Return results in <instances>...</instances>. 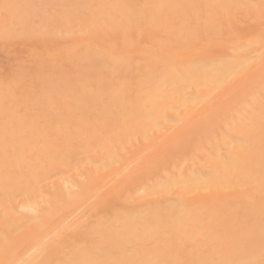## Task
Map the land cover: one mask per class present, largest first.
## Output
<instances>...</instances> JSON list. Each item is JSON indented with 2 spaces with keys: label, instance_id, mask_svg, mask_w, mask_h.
<instances>
[{
  "label": "bare ground",
  "instance_id": "6f19581e",
  "mask_svg": "<svg viewBox=\"0 0 264 264\" xmlns=\"http://www.w3.org/2000/svg\"><path fill=\"white\" fill-rule=\"evenodd\" d=\"M239 16L264 0H0L1 40H90L0 85V264H264V32ZM167 142L204 155L122 194Z\"/></svg>",
  "mask_w": 264,
  "mask_h": 264
},
{
  "label": "rangeland",
  "instance_id": "374dc122",
  "mask_svg": "<svg viewBox=\"0 0 264 264\" xmlns=\"http://www.w3.org/2000/svg\"><path fill=\"white\" fill-rule=\"evenodd\" d=\"M87 11V10H86ZM86 11H84V13L86 12ZM89 13V14H88ZM93 14V17L92 16H90L91 14ZM95 13V14H94ZM94 13H93V11H87L85 14H83V16L85 17V19H87L86 21H88V22H86L85 24H90V26H91V24L93 23L95 26H96V24L98 23V25H100L101 23H103V21H104V23H105V20H101V22H100V17H99V15H98V13H96L95 11H94ZM95 17H98L97 19H98V21H97V19L95 18ZM102 17V16H101ZM237 18H240V16L239 17H237ZM91 19V20H90ZM243 20L241 21V18L239 19V20H237L238 21V23L236 24V23H234V24H236L237 25V28L239 29V28H242L243 29V31H239V32H247L246 30H247V28L248 29H250V31H252L253 30V28L254 27H251V25H252V23L253 22H247V21H251V20H249V19H247V21L246 20H244V17L242 18ZM33 20H34V26L35 27H39V19L37 20V18L35 17H33ZM95 20V21H94ZM264 20V19H263ZM262 20V21H263ZM35 21L37 22L38 21V23H35ZM235 21H236V18H235ZM234 21V22H235ZM92 22V23H91ZM97 22V23H96ZM240 22H242V23H240ZM100 23V24H99ZM262 23V22H261ZM36 24V25H35ZM75 25V26H74ZM103 25H105V24H103ZM242 25V26H241ZM248 25V26H247ZM85 26V25H84ZM83 25H82V29L81 30H83V32L82 31H80V35H82V36H84L85 37V35H88L87 34V32H85V30L86 29H84L85 27H84ZM86 26H89V25H86ZM234 26V25H233ZM232 26V27H233ZM247 26V27H246ZM75 27H78V25L77 24H75V23H73V25H72V28L71 29H75L76 30V28ZM79 27H80V25H79ZM84 27V28H83ZM235 27V26H234ZM256 28H254L255 30L257 29L258 31H256L255 32V30L253 31V33L255 32V34L257 33V32H259V33H261L260 31L261 30H263L262 31V33L264 32V24L262 23L261 24V26L259 25V27H257V26H255ZM259 28V29H258ZM59 29V30H58ZM65 29V28H64ZM63 28H58V27H56V28H53L52 30L54 31L53 33H52V31H51V33H52V35H57L58 36V34H59V37H57V36H52L53 38H54V40L52 41V40H50V41H52V42H50L49 41V39H46V40H44L43 42L42 41H40V42H36V41H29V40H27V39H25V37H22L21 35L19 36V38H15V37H17L18 35H15L14 37H12L11 38V42H10V39H7V41H5L3 38H2V40H1V38H0V85H5V84H8V82H12V81H14V79L17 77V75H16V73L17 72H27L28 70H29V68L30 67H33V66H35V65H37L39 62H42L43 63V61L42 60H44V61H46L47 60V58H48V54H49V52H53L54 54H56L55 53V51L56 52H60V51H63L64 49H67V48H69V47H71L70 49L71 50H78L79 48L77 47V48H74V47H76V46H79L80 48H81V46L84 44V43H86L85 41H87V42H89L90 40H84L83 42H81V44H80V41H76V38H78L77 36L79 35L78 33H75V31H72L71 30V32H70V30H69V32H67V33H64L65 31H67V29H65L64 30ZM241 29V30H242ZM246 29V30H245ZM63 30V31H62ZM138 29L137 28H132V29H130V31L132 32V34H133V36L134 37H137V35H139V33L138 32H140L141 30H139V31H137ZM156 30V32L155 33H157L156 34V37H162V39L164 38L163 37V35H164V33H161V32H158V31H160V30H157V29H155ZM236 30V29H235ZM260 30V31H259ZM236 31H238V30H236ZM137 33V34H136ZM154 35V33H150V35H149V37H148V35L146 36V37H144L145 39V41H144V43H143V41H142V48L144 47V48H146V45L147 46H149L150 47V49H151V46L153 47L154 45H153V43L155 42H152L151 40H152V36ZM161 35V36H160ZM45 36H46V33H45V35L43 34V38H45ZM63 36V37H62ZM155 36V35H154ZM217 36V37H216ZM67 37V38H66ZM215 37L217 38H211L209 41L210 42H215V41H218V40H222V39H224V38H222V37H220L219 35H215ZM24 38V39H23ZM70 38V39H69ZM75 38V39H74ZM148 38H150V39H148ZM159 38V39H160ZM219 38V39H218ZM12 39L14 40V41H12ZM67 39H69V40H67ZM212 39H214V40H212ZM57 40V41H56ZM64 40V41H63ZM65 40H66V42H65ZM143 40V39H142ZM149 40V43L150 42H152L151 44H147L148 41ZM197 40V42L195 43V44H197L198 43V40L199 39H196ZM61 41H62V43H61ZM4 42H6V43H4ZM28 42V43H27ZM47 42H50V43H47ZM64 42V43H63ZM4 43V44H3ZM11 45H10V44ZM42 43H44V44H42ZM57 43V44H56ZM72 43H74L75 44V46L73 47V45L74 44H72ZM200 43H202V42H200ZM35 44V45H34ZM46 44H48L47 46H45ZM49 44H51V45H49ZM54 44V45H53ZM59 44V45H58ZM65 46H64V45ZM199 44V43H198ZM198 44L196 45V46H198ZM4 45V46H3ZM29 45V46H28ZM33 47H32V46ZM38 45V46H37ZM5 47V48H4ZM7 47V48H6ZM57 49H56V48ZM67 47V48H66ZM148 47V48H149ZM130 50L132 49V46H129L128 47ZM128 48H126V49H128ZM155 48V47H154ZM33 49H35V50H37V51H35V50H33ZM119 49V48H118ZM128 49V50H129ZM50 50V51H49ZM117 50V49H116ZM200 49L199 48H197V51H199ZM120 51V50H119ZM196 51V52H197ZM48 61V60H47ZM45 62V64H47L48 62H49V65L50 66H52L53 64H55L56 62H51V61H48V62ZM61 63V62H60ZM63 63H65V62H63ZM49 66L47 65L46 67H45V69L46 68H48ZM248 83V82H247ZM246 83V84H247ZM249 85H251V84H249ZM238 94V92L236 91V95ZM243 93L241 92V94L240 95H242ZM239 96V95H238ZM244 96H245V99H251L250 97H252V95L250 94V93H245L244 94ZM236 102V101H235ZM234 103V102H233ZM236 105L237 104H235L234 103V106L236 107ZM238 106V105H237ZM240 106H238V108H239ZM248 107H249V105H248ZM235 109H237V107L235 108ZM235 109H233L232 111H231V113L230 114H232L231 116L233 117L234 116V114H235V116H236V112L238 111V109H237V111L235 110ZM240 109V108H239ZM230 116V117H231ZM203 118H205V116H203L202 117V119ZM201 118L199 119V120H202ZM230 120V119H229ZM198 122V121H197ZM231 122V121H230ZM229 121H228V123H230ZM180 137H185V135L182 133V135L180 136ZM170 142H167L166 144H164L162 147H156V148H154V149H152V151H151V153L147 156V157H145V158H143V161H140L142 164L140 165V168L139 169H137L136 171H138L137 172V178H136V176H134V175H131V176H129L127 179H125V183H124V185H123V187H125L124 189H123V187L121 188V192H122V194L124 193V192H130V191H132L133 189H135V188H137V187H139L140 185H142L143 186V184L146 182L147 183V181H148V183H150V177H151V175L153 174V173H160V171H161V173H162V170H164V168L165 167H167V166H169V163L168 162H170V159H172V155H174L173 157H175V155L176 156H178L177 154H180L179 156L181 157V155L182 154H184V152H186L188 155L189 154H191L192 153V156H194V155H196V156H194V157H192V159H191V161H195V162H198L199 160H201V158L203 157V155L204 154H202V156H200L201 155V153L203 152V151H200V149L199 150H196L195 152H194V150L193 151H190L189 152V149H184L183 147H181L182 149H180L178 152H175V153H172V155H170L169 154V148H170ZM187 148V147H186ZM170 150H172V148H170ZM203 150V149H202ZM184 151V152H183ZM130 152V151H129ZM129 152H126V154L125 155H128V153ZM181 152H183V153H181ZM177 153V154H176ZM129 154H131V152L129 153ZM199 156V157H198ZM195 157H197L196 158V160H194L195 159ZM205 157V156H204ZM164 158H168L169 160L168 161H163V162H166V163H163L162 162V160L164 159ZM166 160V159H165ZM200 162V161H199ZM203 162V161H202ZM168 163V164H167ZM57 169V168H56ZM55 169V170H56ZM57 170H59L60 171V168H58ZM54 171V169H53V171L51 170L50 171V173H49V177H48V179L49 180H47L46 182H45V180H41V181H43V182H41V183H38V185H43V184H48V182L50 181H53V180H56V178L57 179H59L60 177H62L63 176V173L65 174V169L64 168H61V171L60 172H62V173H59V171ZM57 173V174H56ZM52 174V175H51ZM62 174V175H61ZM61 175V176H60ZM160 175V174H159ZM162 175V174H161ZM60 176V177H59ZM139 177H141V180L139 179ZM147 177V179L148 180H146L145 178ZM135 178H136V180H135ZM127 180V181H126ZM146 180V181H145ZM142 186H140V187H142ZM134 187V188H133ZM124 190V191H123ZM125 194V193H124ZM18 199L20 198V196H18L17 197ZM74 205L73 204H71V205H69V207L68 208H66V209H64L63 211H61L59 214H62L63 212H66V211H68L70 208H72Z\"/></svg>",
  "mask_w": 264,
  "mask_h": 264
}]
</instances>
